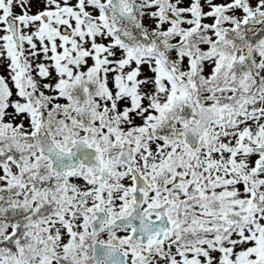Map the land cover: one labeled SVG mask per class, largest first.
Returning a JSON list of instances; mask_svg holds the SVG:
<instances>
[{
	"label": "snow or ice",
	"instance_id": "1",
	"mask_svg": "<svg viewBox=\"0 0 264 264\" xmlns=\"http://www.w3.org/2000/svg\"><path fill=\"white\" fill-rule=\"evenodd\" d=\"M0 264H264V0H0Z\"/></svg>",
	"mask_w": 264,
	"mask_h": 264
}]
</instances>
